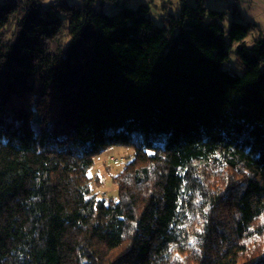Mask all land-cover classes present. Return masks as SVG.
<instances>
[{"label": "trees", "instance_id": "trees-1", "mask_svg": "<svg viewBox=\"0 0 264 264\" xmlns=\"http://www.w3.org/2000/svg\"><path fill=\"white\" fill-rule=\"evenodd\" d=\"M45 1L0 0V264H264V34L208 0L162 27Z\"/></svg>", "mask_w": 264, "mask_h": 264}, {"label": "rangeland", "instance_id": "rangeland-1", "mask_svg": "<svg viewBox=\"0 0 264 264\" xmlns=\"http://www.w3.org/2000/svg\"><path fill=\"white\" fill-rule=\"evenodd\" d=\"M55 0H46L44 6H48ZM190 4H195V0H189ZM70 4L81 5V0H71ZM120 4H124L129 8H137L140 5H145L150 9V16L154 20L156 26L162 27L164 25L163 18L166 14L179 15V0H120ZM208 7L225 11L226 13L232 12L235 7L243 14L246 22L255 25V28L251 31V34L247 38L248 45L264 34V0H208ZM96 10H103L107 14H117L121 7L112 9V5L105 4L101 6L98 2L95 5ZM233 17L229 14V19L224 25L226 31V41L231 45L229 62L224 64L223 69L230 71L235 75H242L244 70L237 65L236 52L238 50V43H230L228 38V31ZM134 156V150L115 146L104 151L94 161L93 170L90 173L91 177H98L104 182L103 187L100 188V197L108 200H114L118 197V190L113 183V178L117 176L124 167L132 161Z\"/></svg>", "mask_w": 264, "mask_h": 264}]
</instances>
